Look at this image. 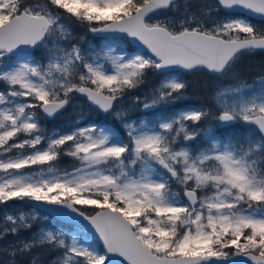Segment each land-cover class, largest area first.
Instances as JSON below:
<instances>
[{"label": "snow or ice", "instance_id": "1", "mask_svg": "<svg viewBox=\"0 0 264 264\" xmlns=\"http://www.w3.org/2000/svg\"><path fill=\"white\" fill-rule=\"evenodd\" d=\"M248 14L264 19V0H0V203L51 206L77 225L22 240L35 217L7 215L4 264L44 247L59 253L51 264H264V76L220 90L216 113L165 114L186 89L174 74L224 76L264 52ZM74 23L105 43L72 42ZM149 73L163 79L141 99ZM77 96L114 113L124 135L95 122L49 135L41 117ZM129 99L161 114L131 121L117 110ZM209 117L248 133L197 143ZM65 155L71 171L56 166Z\"/></svg>", "mask_w": 264, "mask_h": 264}, {"label": "trees", "instance_id": "2", "mask_svg": "<svg viewBox=\"0 0 264 264\" xmlns=\"http://www.w3.org/2000/svg\"><path fill=\"white\" fill-rule=\"evenodd\" d=\"M70 28L73 29L74 36L80 37L84 35L87 39H92V37L87 32V30L83 28L81 25L74 23L70 25ZM37 52L40 54L41 51H37ZM37 57L39 58V55H37ZM228 74H232V76L234 77V81L232 82L238 81V82H241V84H247L249 86L258 88L259 84L256 82L261 76H264V52L256 51L254 53L245 54V55L240 56L233 70L228 72L224 76ZM219 77H222V76H211L207 74L206 72H195L189 76L183 77L185 78V84L187 85L185 89V95H184V98H185L184 105H187L193 108L203 109L205 111H210L213 113L216 108H214L212 104L213 89H212L211 82L215 81ZM156 78L159 79V75H157L156 73H149L146 83L135 91L138 92L142 97V93L153 85L154 79ZM0 87H2V85H0ZM84 104L85 103H83V105ZM84 109L91 110L87 108L86 106ZM69 112L70 111L68 108L65 111H63L60 115L52 117L50 119L48 118L45 119L44 117H41V122L44 123V125H46L50 129L68 131L71 125L74 124V122L76 121V118H78L77 112H73L72 115H68ZM140 114H144V116L148 118V120L153 119L152 117L153 112L143 113L139 110L134 113L129 112L127 116L129 120H135L139 118ZM89 116L91 117L90 119H93L91 120V122H95V123L102 124V125H108L114 131H116L119 135H122V136L124 135V129H123L122 124L120 123V120L113 118L111 120L112 122H107L106 120L103 119V118H106V116H103L93 110L89 114ZM79 117H81V115H79ZM207 120L211 121L213 120V118L209 117ZM235 125L236 126L233 127V129L240 128L241 129V131H239L240 134H242L243 131L247 128L244 125H242L240 122H237ZM200 130H202L201 126H200ZM216 135L220 137H225V138L227 137L234 138L233 135H227V134L224 135L223 133L219 131H217ZM58 161L59 162L56 163L58 167H68L69 168V166L70 167L75 166V164H71V165L65 164L63 162L64 159L62 158V156L59 158ZM90 210L91 209H89V211ZM55 226L61 229L77 231L76 228L66 226L63 224H59V223H55ZM42 255H43V252L41 248H36L30 254H26L24 256H17L16 264H33L34 260L36 261V264H50L48 260H44L42 258ZM46 258H48L47 254H46ZM1 259H2V256L0 254V260Z\"/></svg>", "mask_w": 264, "mask_h": 264}, {"label": "rangeland", "instance_id": "3", "mask_svg": "<svg viewBox=\"0 0 264 264\" xmlns=\"http://www.w3.org/2000/svg\"><path fill=\"white\" fill-rule=\"evenodd\" d=\"M250 22H252L254 24H258V25H264V23H261V22H256V21H250ZM70 31H71L70 39L72 40V42L79 43L80 46L82 48H84V49H88L90 46H92V47L102 46L105 43L101 38L87 39L84 35L80 36V37H78V36L76 37V36L73 35V31H72L71 28H70ZM37 51H41L42 52L43 50L39 49ZM37 54L39 55L38 52H37ZM174 75L177 76V78L183 80V77H182L183 74L182 73L174 74ZM161 79H163V77H160V76H159V79L158 78L154 79L153 85L142 93L141 99L144 98V94H150L152 88L155 85H157ZM232 81H234V77L232 76V74H228L226 76L219 77L215 81L211 82L212 83L211 84L212 85V89H213L212 104H213L214 108H216L213 113H216L218 111V107H219L218 101H217L218 92L220 90H222V89L233 87V86H235L237 84H240L239 82L235 83V82H232ZM184 95H185V90H184ZM184 95H183V97L180 100L175 101L174 104L168 105L167 106V112L165 114L172 115L175 112H180V111H184L186 109H191V107H189L187 105H184V102H185ZM76 99H77V101L74 100L71 103L72 104L71 107L73 109H76V110L70 111L68 113V115H72L73 112L76 111L78 113V118H76V123H78V122H87V118L89 117V114L91 112L89 110L83 109V101L82 100H80L78 98H76ZM121 108L127 109L128 110L127 114L129 112H131V113L137 112L138 110L143 112V113L145 112V110L143 109L142 105L133 106L131 100L124 101L122 105L118 106L117 110H121ZM145 113H148V112H145ZM160 114L161 113H153V115H152L153 119L158 118V116ZM79 115H81V117H79ZM142 115H144V114H140V116H139V118L137 120H131V121H137L138 122L140 120H148V118H146V117H144ZM113 118L119 120L115 116L114 113H111L109 115L108 121L111 122V120ZM45 119H47V118H45ZM105 120H107V119L105 118ZM42 124L44 125V123H42ZM44 126L47 129L49 135L53 131H60L58 129H56V130L55 129H50L46 125H44ZM201 127H202V130H200L201 131V137H200V140L197 141V143H201V141H203L204 138H205V133L209 132V131L211 132V134L215 135L216 137H217V135L215 134L216 130H218V131H220L222 133H226V134L234 133L233 140H242L246 136V134L248 133V128H246L243 131L242 134L239 133V131H241L240 128L226 129L221 124L215 122L214 119L211 120V121H209L207 119L204 120L201 123ZM229 139H231V137L225 138L223 140L227 141ZM62 158L64 159L63 162L65 164H67V165L75 164V166H78V161H75L72 157L65 155V156H62ZM57 162H59V161H57ZM74 167H70L69 166V168L68 167H58V168L61 169V170L66 169L68 171H71ZM173 189L176 190V191L180 190L175 185L173 186ZM21 214H24V215L29 216V217H35V219L32 221V227L21 231L20 239H22V240L31 239L34 234H38L41 230H45V229L62 231V232H65V233L75 232V230L72 231V230L61 229L59 227H56L55 226V221L52 218H50L46 214H43L41 212L32 210L30 208L29 209L28 208H24L19 203V201H9L7 204H2V207L0 208V224H2L4 222V218L7 215L19 216ZM15 239H16L15 237L8 236L7 240H0V249L5 248L9 242H11V241H13ZM41 250L43 252L42 258L44 260H48L50 262V264H51L53 258L56 255L59 254L57 251L49 250L47 247L41 248ZM46 254H47L48 258H46ZM8 259H9V257H7L6 255L2 254V260H0V264H4V262H6Z\"/></svg>", "mask_w": 264, "mask_h": 264}, {"label": "water", "instance_id": "4", "mask_svg": "<svg viewBox=\"0 0 264 264\" xmlns=\"http://www.w3.org/2000/svg\"><path fill=\"white\" fill-rule=\"evenodd\" d=\"M248 17L252 18V19H255L257 21H262L264 22V19H262L260 16L258 15H254V14H248L247 15ZM93 37H99L98 35H94L92 33H90ZM134 47V45H133ZM182 72L184 73H191V72H194V71H191V72H188V71H184L182 70ZM210 73V72H208ZM212 74V73H210ZM212 75H216V74H212ZM88 102V101H87ZM89 105L95 109H98L95 105H91L90 102H88ZM100 112L104 113V114H107L105 112H103L102 110L98 109ZM23 205L27 206V207H31L35 210H38L40 212H44L46 214H48L50 217H52L54 220L58 221V222H61L63 224H66V225H69V226H74V227H77L75 221H73L72 219L68 218V217H65L63 215H59L57 213H54V212H51L50 211V208L51 206H47V205H43V204H39L37 202H23V201H20ZM1 206V205H0Z\"/></svg>", "mask_w": 264, "mask_h": 264}]
</instances>
